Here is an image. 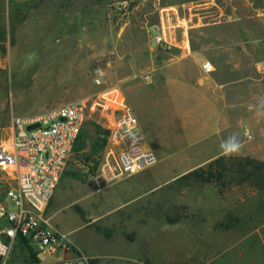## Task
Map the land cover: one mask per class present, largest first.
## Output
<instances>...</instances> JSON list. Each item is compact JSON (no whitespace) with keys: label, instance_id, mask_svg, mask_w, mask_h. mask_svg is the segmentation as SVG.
<instances>
[{"label":"rangeland","instance_id":"1","mask_svg":"<svg viewBox=\"0 0 264 264\" xmlns=\"http://www.w3.org/2000/svg\"><path fill=\"white\" fill-rule=\"evenodd\" d=\"M159 23L175 25L179 35L187 28L193 44L214 39L199 29L253 30L248 60L255 93L264 87L256 71L264 61V0H0V134L15 116L109 89L127 98L178 55L152 40L151 26ZM247 97L240 112L250 117L258 101ZM259 120L243 122L240 139L243 153L260 143L254 155L264 157V116ZM103 140L89 119L44 212L91 264H264V190L241 181L223 187L194 181L189 172L208 164L191 169L184 151L170 149L153 167L96 191L90 177ZM33 255L16 241L6 264H34Z\"/></svg>","mask_w":264,"mask_h":264},{"label":"built area","instance_id":"2","mask_svg":"<svg viewBox=\"0 0 264 264\" xmlns=\"http://www.w3.org/2000/svg\"><path fill=\"white\" fill-rule=\"evenodd\" d=\"M180 32L175 25L151 26L152 40L158 46L188 53V39L181 37L183 30ZM202 70L211 72V63L202 64ZM256 71L264 74V61L258 63ZM93 81L101 84L102 74ZM89 119L102 130L105 140L99 164L90 177L96 191L157 163V154L139 129L133 108L117 89L106 90L91 100L76 99L41 113L13 117L0 134V264H6L16 241L33 251L34 264H91L44 217L66 161ZM245 134L249 138L250 131Z\"/></svg>","mask_w":264,"mask_h":264},{"label":"crops","instance_id":"3","mask_svg":"<svg viewBox=\"0 0 264 264\" xmlns=\"http://www.w3.org/2000/svg\"><path fill=\"white\" fill-rule=\"evenodd\" d=\"M21 1L27 0H13ZM197 31L214 39L193 44L188 29H183L181 37H187L189 52L177 49L178 55H171L159 64L157 75L146 76L145 82L138 84L126 98L139 129L157 156L164 158L166 150L180 149L191 169L230 157L223 154L221 143L233 134L240 137L243 122L252 125L260 122L256 113L246 117L240 112V101L248 96L252 101L264 102V87L258 95L255 93L254 61L248 60L249 49L256 46L254 31ZM240 36L243 38L234 39ZM207 61L213 68L208 73L202 70ZM242 88L247 93L242 94ZM259 132L262 137L263 131ZM259 146L260 143L231 157L264 161L263 156L254 155Z\"/></svg>","mask_w":264,"mask_h":264},{"label":"trees","instance_id":"4","mask_svg":"<svg viewBox=\"0 0 264 264\" xmlns=\"http://www.w3.org/2000/svg\"><path fill=\"white\" fill-rule=\"evenodd\" d=\"M103 143L105 144V140ZM188 177L199 183L213 184L216 187L241 181L264 190V161L250 157H220L211 161L206 168L189 172ZM19 243L26 246L22 241ZM32 257L36 261V256Z\"/></svg>","mask_w":264,"mask_h":264},{"label":"clouds","instance_id":"5","mask_svg":"<svg viewBox=\"0 0 264 264\" xmlns=\"http://www.w3.org/2000/svg\"><path fill=\"white\" fill-rule=\"evenodd\" d=\"M257 115L264 116V102H258ZM251 137L249 136V139ZM225 156L238 155L243 148V144L239 136L233 134L225 139L220 145Z\"/></svg>","mask_w":264,"mask_h":264}]
</instances>
